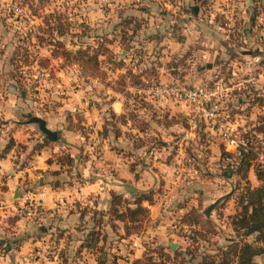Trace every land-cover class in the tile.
Instances as JSON below:
<instances>
[{
    "label": "rangeland",
    "instance_id": "obj_1",
    "mask_svg": "<svg viewBox=\"0 0 264 264\" xmlns=\"http://www.w3.org/2000/svg\"><path fill=\"white\" fill-rule=\"evenodd\" d=\"M47 13L72 22L73 35L59 36L67 48L99 49L103 73L89 74L83 62L52 56L47 41L36 43L37 32L57 36L43 30ZM25 48L30 62H13ZM155 85L216 89L215 114H207L203 100L185 101ZM33 115L56 131V139L30 121ZM227 137L247 146L251 140L264 164V0H0V155L8 148L0 156V256L17 248L11 242L15 220L37 201L24 198L18 206L19 196L46 174L52 186L95 181L110 201L116 191L130 206L141 192L152 193L154 201H142L149 213L127 234L122 221L106 215L109 204L103 209L99 194L90 192L89 202L74 205L81 214L74 229L58 233L63 246L54 243L53 232L45 248L36 244L20 264L53 256L54 264H132L147 256L165 264H204L209 255L222 258L231 240L258 244L255 234L232 224L245 179L237 159H224ZM150 153L156 159H147ZM40 158L45 168L34 167ZM138 167L153 170L154 179L137 184L127 170ZM247 178L258 183L252 167ZM14 186L19 193L11 194L15 205L8 206L3 192ZM191 206L210 222L204 236L180 219ZM92 229L99 242L89 249L83 245ZM252 264H264L263 255Z\"/></svg>",
    "mask_w": 264,
    "mask_h": 264
},
{
    "label": "trees",
    "instance_id": "obj_2",
    "mask_svg": "<svg viewBox=\"0 0 264 264\" xmlns=\"http://www.w3.org/2000/svg\"><path fill=\"white\" fill-rule=\"evenodd\" d=\"M51 14L52 13H47V16L44 18L43 23L45 24V27H43V30H45V32H47L49 36L54 30L58 37L50 36V38H46L43 37L41 33L37 32L35 34V37L37 38L36 43L39 45H43L44 41H47V44L50 45L52 56H61L65 61L70 63H73L75 60L83 62V64H86L89 67V74L100 75L101 73H103L99 64V49L97 47H94V49L90 52L88 51V49L83 50L79 48L77 50H74L67 48L66 43L61 40L59 36L70 32L69 30L71 28L72 22L66 18L61 19L60 15H57V17L54 16V20L53 18L49 19L48 16ZM39 28L42 29V26H39ZM70 35L72 36L73 33L70 32ZM27 39H29V42H32L31 38L27 37ZM69 43H73L72 38H70ZM17 51H20V48H18ZM21 53L22 55L19 56H16V54H14L12 57V61H18L22 62L23 64H28L30 62V51L28 52L25 48V51ZM40 60H43V58L39 57V61ZM119 64L120 62L117 63L118 66ZM46 137L49 140H54L51 139L47 134ZM7 150L8 148L6 146L4 149V153L0 156L4 157ZM221 150L222 153L225 152L223 149ZM237 160L236 170L238 171V173H240L241 179H245V183L239 186V191L236 195L238 210L234 215L232 224L236 229H240L245 235L255 234L254 241L258 244H253L252 242L246 240H231L230 243H228L221 249L219 255H221L222 258H220L218 261H215V257L218 254H212L209 255L210 259L205 261L204 264H229L230 260H235L237 264H252L254 256L262 254L264 258V164L257 160V151L251 140H249L247 149L243 151V153ZM251 167L255 171V175L258 180V183L256 185H251L247 178L248 170ZM153 197L154 196L152 193L141 192L139 196L134 198L133 206H130V202L123 197L122 193L111 191V201L109 203L106 215H108L110 219H118L122 221V223L124 224V230L127 234L133 233L138 230L139 226H141L140 224L142 223V219L145 218L149 213L148 207L142 205V201L152 203L154 201ZM119 205H124L125 208L122 210L118 207ZM35 208L37 209V211L41 209V207L37 204H35ZM198 208V206H191L188 210L182 213L180 219L190 226H199L201 230L198 229L195 231V233L204 236L202 230L211 231L209 225L210 222L203 217ZM128 221H132L133 223L135 222L134 224L137 225L130 227V225H127ZM93 230L94 229L87 232L86 243L83 245L89 249H92L93 247L98 245L99 242V235H96ZM193 238H195V236H193ZM16 243L17 244L14 245L15 247L18 246L19 242L17 241ZM132 264L165 263L152 260L151 256H147L145 259H135ZM200 264H203V262H201Z\"/></svg>",
    "mask_w": 264,
    "mask_h": 264
},
{
    "label": "crops",
    "instance_id": "obj_3",
    "mask_svg": "<svg viewBox=\"0 0 264 264\" xmlns=\"http://www.w3.org/2000/svg\"><path fill=\"white\" fill-rule=\"evenodd\" d=\"M152 148L153 147H151V151L153 150ZM146 158L156 159V155H152V153H150ZM4 162L5 159L0 160V171L2 170L1 165L3 166ZM159 163L160 162L156 160L155 164ZM34 167L45 168L41 158L37 161V164L34 165ZM149 171V168L138 167L133 171L127 170V174L140 185L147 177L149 178L148 180H150V178L154 179L155 173L153 170H151L152 172ZM136 172L140 174L138 179L136 178ZM16 176L17 173L15 172V175L10 177L8 181L15 180ZM53 180L54 179L51 175H43L42 178H38L36 181L39 182V184L32 192L29 191L27 195L24 194V197L19 196L18 206L22 204L24 198H35L37 200L36 204L40 206L41 209L37 211L34 206L32 210L27 211V215L15 220L14 228L16 231L14 233L18 240L16 237H13L11 242L15 245L18 241L19 244L16 246L17 248H14L13 246L10 247L11 249L5 256H0V264H20V257L23 255H29L33 252L36 244L40 243L41 246L45 248L49 237L53 236V232L58 235L56 237L54 236V243L56 245L63 246L64 237L62 234L73 230V226L76 225L81 218L78 209H76L74 205L75 203H78V200H80V202H89L90 200L85 196L88 193L96 191V193L99 194V204H102L103 209H106L109 204L108 202H110V194L107 196L106 191L103 190L102 187H96L97 184L95 181H86L85 183L79 184L75 187L71 186V184H68L67 182L62 183L64 178L60 179L62 185L52 186L50 183ZM66 186L69 187L66 188ZM15 188L16 187L14 186L11 187L9 192H7L8 190L3 192L4 194L2 197L4 201L2 200V202L6 205L8 204V206L13 204L15 205L14 202L12 204L11 200V194ZM17 191L19 193V189H17ZM2 220L3 217L1 218V221ZM85 220L86 217H84V221ZM59 232H62V234H58ZM55 257L56 256H53V258L44 257V262L42 261V264H54V262H57L55 261L57 260Z\"/></svg>",
    "mask_w": 264,
    "mask_h": 264
},
{
    "label": "built area",
    "instance_id": "obj_4",
    "mask_svg": "<svg viewBox=\"0 0 264 264\" xmlns=\"http://www.w3.org/2000/svg\"><path fill=\"white\" fill-rule=\"evenodd\" d=\"M218 88L219 86L216 85ZM156 91L165 92L167 94L174 93L178 95L179 99L185 100V101H193L195 99L203 100L204 102L208 103V109L207 114L214 115L217 104L212 102V96L215 95V90L213 89L211 91H207L203 88H183V89H176L174 86H163V87H157L155 85L154 87ZM226 149L227 152L225 153V161L232 163L234 160L238 159L243 151L247 149V145L243 140L234 138V137H227L226 142ZM29 208L28 206H26ZM26 262H29V264H34L35 260H26Z\"/></svg>",
    "mask_w": 264,
    "mask_h": 264
},
{
    "label": "water",
    "instance_id": "obj_5",
    "mask_svg": "<svg viewBox=\"0 0 264 264\" xmlns=\"http://www.w3.org/2000/svg\"><path fill=\"white\" fill-rule=\"evenodd\" d=\"M30 121H34V122H37L38 123V127L41 131H43L44 133H46L47 135H49V137L51 139H55L56 137V131L53 130V129H50L46 126V122L45 120L42 118V117H39V116H36V115H33L30 117ZM12 196L13 197H17L18 196V191L17 189H14L13 190V193H12ZM171 247H173L171 245Z\"/></svg>",
    "mask_w": 264,
    "mask_h": 264
}]
</instances>
